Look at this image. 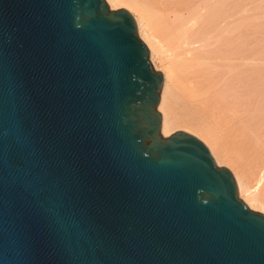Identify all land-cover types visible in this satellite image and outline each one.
<instances>
[{"label": "water", "instance_id": "95a60500", "mask_svg": "<svg viewBox=\"0 0 264 264\" xmlns=\"http://www.w3.org/2000/svg\"><path fill=\"white\" fill-rule=\"evenodd\" d=\"M106 0H0V264H264V214Z\"/></svg>", "mask_w": 264, "mask_h": 264}, {"label": "bare ground", "instance_id": "6f19581e", "mask_svg": "<svg viewBox=\"0 0 264 264\" xmlns=\"http://www.w3.org/2000/svg\"><path fill=\"white\" fill-rule=\"evenodd\" d=\"M106 2L132 14L164 76L163 136L204 142L247 206L264 214V0Z\"/></svg>", "mask_w": 264, "mask_h": 264}, {"label": "rangeland", "instance_id": "374dc122", "mask_svg": "<svg viewBox=\"0 0 264 264\" xmlns=\"http://www.w3.org/2000/svg\"><path fill=\"white\" fill-rule=\"evenodd\" d=\"M121 9H124V8H121ZM260 30L262 31V33H261V35H260V38H262V40H264V10H262L261 11V14H260ZM140 37V36H139ZM141 39V38H140ZM142 40V39H141ZM144 42V41H143ZM261 44H264V41H262V43ZM146 45V44H145ZM200 140V139H199ZM201 141V140H200ZM204 143V142H203ZM207 147V146H206ZM208 148V147H207ZM240 197V196H239ZM240 199H242L241 197H240ZM243 200V199H242ZM243 202L246 204V202L243 200ZM247 205V204H246ZM252 211H254V212H259V213H261L260 211H256V210H252ZM261 214H263V213H261Z\"/></svg>", "mask_w": 264, "mask_h": 264}]
</instances>
